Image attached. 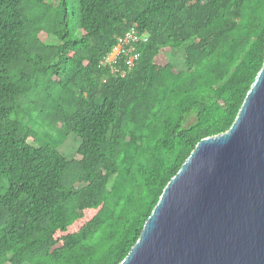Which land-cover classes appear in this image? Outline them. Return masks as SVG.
Here are the masks:
<instances>
[{"label":"trees","instance_id":"trees-1","mask_svg":"<svg viewBox=\"0 0 264 264\" xmlns=\"http://www.w3.org/2000/svg\"><path fill=\"white\" fill-rule=\"evenodd\" d=\"M263 66L264 0H0V264H121Z\"/></svg>","mask_w":264,"mask_h":264},{"label":"water","instance_id":"water-1","mask_svg":"<svg viewBox=\"0 0 264 264\" xmlns=\"http://www.w3.org/2000/svg\"><path fill=\"white\" fill-rule=\"evenodd\" d=\"M121 264H264V66L232 127L198 143Z\"/></svg>","mask_w":264,"mask_h":264},{"label":"built area","instance_id":"built-area-1","mask_svg":"<svg viewBox=\"0 0 264 264\" xmlns=\"http://www.w3.org/2000/svg\"><path fill=\"white\" fill-rule=\"evenodd\" d=\"M141 39L142 38L138 33V30L136 28H132L124 35L123 38L120 39L119 44H117L113 48V50L105 56L101 64H107L115 67V64L118 62L121 56L126 54V57L128 58V60L126 61V65L131 69L134 66L135 60L138 58L135 44ZM143 39L146 40V37L144 36ZM113 71L120 72L123 75H126L125 72L120 71L117 68H113Z\"/></svg>","mask_w":264,"mask_h":264},{"label":"rangeland","instance_id":"rangeland-1","mask_svg":"<svg viewBox=\"0 0 264 264\" xmlns=\"http://www.w3.org/2000/svg\"><path fill=\"white\" fill-rule=\"evenodd\" d=\"M35 34H39L41 35V37L47 41V42H52L53 39L52 37H50L48 35V33L44 32V31H41L39 30L38 28L36 30L33 31ZM231 37L228 36L225 38V40L223 41V44H225ZM47 50H49L50 53L54 54L55 52V47L52 45V46H49L47 48ZM77 147V145H76ZM89 151V147L86 146V145H81L79 146V152L77 153V156L79 158H83ZM89 216L91 215L90 213L88 214ZM84 221L85 220H78L76 221L71 227H70V231L71 232H76L78 231L81 226L84 224ZM45 245H38V246H35L25 257H20L16 260V264H22L24 262H29L31 261L35 256H37L38 254H40L42 252V250L44 249Z\"/></svg>","mask_w":264,"mask_h":264}]
</instances>
